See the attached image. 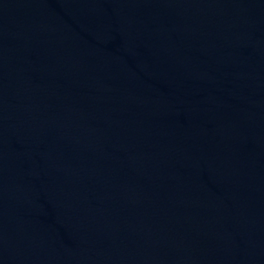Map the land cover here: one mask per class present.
<instances>
[{
    "label": "water",
    "instance_id": "water-1",
    "mask_svg": "<svg viewBox=\"0 0 264 264\" xmlns=\"http://www.w3.org/2000/svg\"><path fill=\"white\" fill-rule=\"evenodd\" d=\"M0 264H264V0H0Z\"/></svg>",
    "mask_w": 264,
    "mask_h": 264
}]
</instances>
